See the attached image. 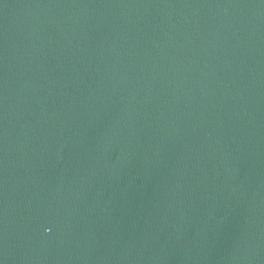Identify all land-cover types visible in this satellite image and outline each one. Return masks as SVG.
<instances>
[{"label":"water","instance_id":"1","mask_svg":"<svg viewBox=\"0 0 264 264\" xmlns=\"http://www.w3.org/2000/svg\"><path fill=\"white\" fill-rule=\"evenodd\" d=\"M0 264H264V0H0Z\"/></svg>","mask_w":264,"mask_h":264}]
</instances>
